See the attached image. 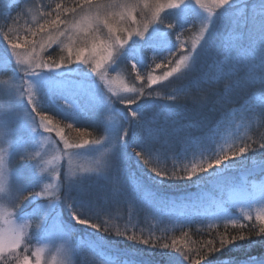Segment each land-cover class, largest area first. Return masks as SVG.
Instances as JSON below:
<instances>
[{
  "label": "rangeland",
  "instance_id": "rangeland-1",
  "mask_svg": "<svg viewBox=\"0 0 264 264\" xmlns=\"http://www.w3.org/2000/svg\"><path fill=\"white\" fill-rule=\"evenodd\" d=\"M80 1L20 0L12 5L10 0H0V236L6 242L19 240L12 251L5 247L3 255L9 264H23L25 256L30 264H37V258L39 264H156L149 255L137 252L148 250V246L120 243L112 234L119 230L126 234L120 236L124 239L147 223L148 228L152 224L161 231L165 227L166 232L190 225L224 229L227 223L230 234L237 235L240 229L231 223L254 225L240 220L264 209V196L257 195L261 206L253 208L238 179L250 168L264 166V149L259 148L264 131L258 137L261 142L255 140L256 151L251 147L245 155L187 179L179 187L152 169L181 173L185 167L206 163L223 151L244 144L253 146L252 133L263 127L264 121V73L250 72V67L261 62L264 17L257 16L253 24L252 15L254 9L264 8V0H235L223 8L212 0H201L202 7L195 0H183L175 9L168 5L180 0H117L127 6L113 9L126 14L124 20L113 21L119 31L110 34L102 25L94 31L98 43L112 45L107 49L111 57L102 62L99 71H93L99 54L94 56L90 51L91 36H77L71 42L66 36L59 37L41 49V37L56 35L57 29L45 28L35 36L28 32L56 19L57 11L59 30L70 29L85 15L95 13ZM158 5L162 7L157 13ZM74 7L78 14L71 11ZM241 9L243 14L238 16ZM45 10L50 15H42ZM217 16L229 35L223 50L215 44V52H209L204 49L205 38L210 39ZM162 22L176 27L175 37L165 32ZM188 31L191 34L185 36ZM6 32L13 40L18 35L23 41L27 35L28 43H22L14 53L4 38ZM33 43L37 45L35 52ZM69 46L73 50L84 48L87 62L74 58L69 63L52 62L46 57L52 48L67 51L64 55L68 57ZM230 50L240 63L238 77L226 79L223 73L231 64L226 61ZM17 55L28 57L29 64L31 57H38L50 67L25 76L24 67L29 65L18 64ZM185 56L190 58L183 60ZM182 60L181 73L149 84V76L162 77ZM58 63L64 65L55 67ZM157 64L162 66L157 68ZM196 71L195 81L187 82L192 88L173 90L182 83L180 79L191 78ZM99 72L104 73L103 78ZM5 81H11L14 88L10 90ZM125 87L138 92H124ZM170 96L176 100H169ZM126 100L135 103L126 105ZM33 106L48 117L53 131L39 127ZM131 113H136V118ZM61 122L76 130L70 137L63 131L64 139L81 147L64 148L55 133ZM151 130L159 131L158 138L149 134ZM136 153L143 154L149 164ZM247 159H252L251 163ZM114 182H118V190H114ZM154 188H159V193ZM229 189L246 195L237 202L229 197ZM213 192L221 197L219 201ZM171 193L180 198L176 205L166 203ZM76 216L110 228L112 233L78 224ZM186 243L179 242L189 248L190 243ZM166 264L187 262L175 253Z\"/></svg>",
  "mask_w": 264,
  "mask_h": 264
},
{
  "label": "snow or ice",
  "instance_id": "snow-or-ice-1",
  "mask_svg": "<svg viewBox=\"0 0 264 264\" xmlns=\"http://www.w3.org/2000/svg\"><path fill=\"white\" fill-rule=\"evenodd\" d=\"M182 2H183V0H180V3H170L168 6L170 8L175 9V8H178ZM195 2H196V4L201 5V7L203 6L201 3V0H195ZM212 2L215 5L223 8L227 5H230L231 3H234L235 0H212ZM85 4L88 6L89 12H91V10L94 8L95 13L90 14V15H85L83 17V19H81L79 22L74 23L73 27L70 29L59 30L60 12L57 11L56 19L51 20V21H47L46 24L40 25V27L38 29H36L34 32L31 29H29L28 32H30L33 36H35L37 32L44 31L45 28L55 27L57 29L56 35H52L51 33H49L46 38L41 37V40L39 41V47L41 49H43L46 46V44L55 43L59 39V37L66 36L68 41L71 42L77 36L82 35L84 37V39H87L89 36H91L93 42H92V46H91L90 51L92 54H94V56L96 54H99V59L94 60L95 67H94L93 71H99L101 68L102 62L105 61L106 59H108L109 57H111V52H107V49L111 48L112 45L103 44V42L98 43L97 42L98 37L94 35V31L98 30L99 27L102 25L104 28H107V30L110 34H114V33L118 32L119 29L115 28L113 26V21L115 20L118 23L119 21L124 20L126 14L124 11L114 12L113 9H119L121 7H127V6L126 5L125 6L120 5L119 3H117V0H111L110 3H106V4L94 3V0H85ZM78 7L80 8L81 11H83V6L78 5ZM160 7H162V6H160V5L157 6V13L159 12ZM56 8H57V10L61 9V5L58 4L56 6ZM71 11L74 14H78L76 7H74ZM243 11L244 10L241 9L240 12L237 13V15L238 16L242 15ZM41 14L44 16L50 15V13H48L46 10L42 11ZM127 16H129V17L132 16V12L130 9L127 12ZM257 16L264 17V8H260L258 10L254 9L253 15H252L253 24H255ZM13 22L15 23L16 21H13ZM261 27H262V29H264V24H262ZM203 30H206V29H202V31ZM9 31H11V29H9ZM4 38L6 40H8L10 47L14 53L16 52L17 49H19L22 46V43H24V44L28 43L27 35H25L23 41H21V38L18 35H17L16 39L13 40L12 37L6 32V33H4ZM120 39H121L120 36L117 35L116 41L120 42ZM102 45H103V47H102ZM36 46L37 45L35 43H33L31 45L33 52H35ZM261 49L264 50V44H262ZM195 50H196V44L194 43L192 45V50H191L192 53H194ZM105 52H107V55L104 54ZM84 53H85L84 48H79V49L73 50V48L71 46H69L68 47V57L66 58L64 63L71 62L73 60V58L77 62H87L84 60ZM189 58H190L189 56H185L183 58V60H187ZM183 60L181 62L175 63V66L172 67L171 70L165 71L162 77L149 76L148 77L149 84H155L158 80H161V79L167 80L169 77L173 76V73H181V64L183 63ZM16 61L20 65H26V64L29 65V66L24 67V75L25 76L30 75L37 70L50 67V65L47 62H42L38 57H35V56L30 58V64H29V58L28 57H25L22 59L19 55H17ZM226 61H231V64L228 65V71L226 73H223V77L226 79L231 78L232 76L238 77V65L240 63V60H239V57L237 56V54L233 55L231 50H230L228 56L226 57ZM64 63L55 64V67H62L64 65ZM161 66L162 65H160V64L156 65L157 68H159ZM186 67H187V65H185V68ZM133 70H135V69L133 68ZM255 71H259V72L264 73V51H262L261 62L259 64V66L257 67V65L253 64L250 67V72H255ZM99 74H100L101 78H103L104 73L99 72ZM137 79H141V77L137 76ZM261 80H264V79H261ZM25 82L27 83V81H25ZM4 83H5V85L8 86V88L10 90L12 88H14L11 86L12 85L11 81L10 82L5 81ZM28 86H29V90H31L32 85L30 83H28ZM124 92L137 93L138 90H137V88H134V87L133 88L125 87ZM168 99L175 101L176 97L170 96V97H168ZM28 102H29V104L33 103L31 95L28 96ZM123 102L126 105H131L132 103H135L134 100H126ZM32 112L35 114V116L39 117V121H40L39 127H42L45 132L53 131V127H50L51 121L48 119V117H46L45 115H42L41 112L38 111L34 106L32 108ZM131 115L133 116V118H136V113H131ZM33 122L35 123V121H33ZM69 127H71V125H69ZM55 133L57 136H59L63 140L65 149L79 148L82 146L78 143L77 144L69 143L68 140L64 139L63 129H61V128L56 127ZM153 133H155V134L153 135ZM149 134L153 135V138L155 139V138H158L159 131L158 130H151ZM84 143L87 144L88 141H84ZM251 147H252L251 145L244 144V145H241L240 147L236 148L235 150H230L228 152L223 151L215 159L208 160L206 163L193 164L190 167H185L182 170L183 174H180L178 171H173L169 174L166 171L156 169V168H153L152 170L154 171V173L157 176H161V177L168 178V179H192L193 177L197 176L198 174L206 173L213 168L220 167L221 165L225 164L229 160L237 159V158L245 155L246 152ZM259 148L264 149V142L259 144ZM136 155L146 165L149 164V161L144 157L143 154L136 153ZM69 176H71V174H69ZM117 184H118V182H114V190H118ZM258 192H259V194L264 195V185L258 186ZM237 194H239V195H237ZM228 195L233 200H239V199L244 198L246 194L241 192L240 190H237V189H229ZM26 198L27 197H24V199H26ZM74 219L76 220V222L78 224H87L91 227H94L96 230L103 231L105 233H110V234L112 233V230L110 228H107V227L102 228L101 224L93 223L91 221L81 219L79 216L74 217ZM244 220L245 221H252L253 217L249 214H245ZM255 222H258V223H255L253 228L249 229V231L255 235L264 236V209L257 212L256 217H255ZM105 223H107V221H105ZM231 225L233 226V228L239 227L240 233H238L237 235H231L230 233H228L227 223H226L225 232L219 234L218 238L214 236L213 238L202 242L203 246L197 249L196 254H195V259H193V253L191 251L187 250V246L180 245L179 241H177L175 238H172L170 243H168V242L159 243L158 242L159 238L154 239L152 236L142 237V236H137L135 234L128 235L126 238L131 240V241H134V242L143 244L145 246H148V247L166 249L169 251L174 250L175 252L183 255L184 258L188 261V264H205V261H207L211 256H213L219 252H222L227 247L231 246L232 244L236 243L237 241H242V240H246V239L251 238V236H245L243 234L244 229L248 228V225L239 224L238 222L231 223ZM115 235L125 236V233L120 232L119 230H116ZM184 235L187 236V233H185ZM18 245H19V240L17 238H11L6 242L3 238V236H0V264H9L8 258L3 255L5 247H7L9 251H12L13 249L17 248ZM23 264H30L29 258L27 256H25L23 258ZM37 264H39V258H37Z\"/></svg>",
  "mask_w": 264,
  "mask_h": 264
},
{
  "label": "trees",
  "instance_id": "trees-1",
  "mask_svg": "<svg viewBox=\"0 0 264 264\" xmlns=\"http://www.w3.org/2000/svg\"><path fill=\"white\" fill-rule=\"evenodd\" d=\"M79 1V0H77ZM83 2H85V0H81ZM80 1V2H81ZM77 3V2H76ZM218 20H219V16ZM220 20L219 21H215L213 22L210 30L212 28H214V31L209 38H205V47L204 49L206 51H214L215 44L219 45V48L221 50H223V47L225 46V39L227 38V36L229 35L228 31L226 32V29H223L220 27ZM162 27L163 29H165V32H168L170 34H172L174 36L176 27H172L170 26V24H167L166 22H162ZM191 34V31H188L187 33L185 32V36ZM175 37V36H174ZM172 42L174 40V38L171 37L170 39ZM220 40H224L223 41V45H221L219 43ZM226 47V46H225ZM64 52L67 53V51H62L59 50L58 48H52L50 51H48L46 57L52 61V62H58V61H64L66 60L67 56L64 55ZM202 49H200V53L202 54ZM197 77V71L195 73V75H193L191 78H182L180 79L182 81V83H178L177 86H175L173 88V90H177L179 89H187V88H192L193 84L188 85L187 82H189L188 80H194V78ZM227 88L229 87V83L226 84ZM194 92V91H193ZM234 105H239L238 103L234 104ZM211 107H213V105H211ZM211 107L208 109L210 112L211 111ZM213 113V112H212ZM62 127L61 129H63L64 134H66L67 136H73L75 133V129L72 127H69L68 123L64 122L62 123ZM263 125V127H261L259 130L256 129V131L254 133H252V137H254V142H253V146L252 149H255V151L258 149L257 145H256V139H258L259 134L264 131V121L261 123ZM264 138V136H263ZM259 140V139H258ZM260 141V140H259ZM261 142V141H260ZM264 142V141H262ZM264 151V150H262ZM262 158H264V155H261ZM252 160V159H247V161ZM246 161V162H247ZM248 163H251L250 161ZM183 170V169H182ZM169 173V171H168ZM180 173V171H179ZM183 172H181L180 174H182ZM170 174V173H169ZM168 179V178H167ZM185 180L187 179H170L169 183H174V185H176L177 187L180 186V184H182ZM171 186V185H170ZM186 189V188H184ZM102 214V212H101ZM251 225V224H250ZM254 225L252 226H248L250 228H246L243 231V234L245 236H251V238L246 239V240H242V241H237L236 243L232 244L231 246L227 247L225 250H223L222 252H219L213 256H211L207 262V264H215V263H219L225 260H229L230 261H238V260H244L246 258H253V257H257V256H261L262 253H264V236H259V235H255L252 232L249 231V229L253 228ZM146 227V228H144ZM141 228H136L134 230H132V232L129 233V235H137V236H142V237H150L152 236L154 239L155 238H159L158 242L159 243H164V242H168L170 243L172 238H175L177 241H187L186 245L190 243L189 248H187V250L191 251L193 253V259H195V254L198 248L203 246L204 241L213 238L214 236L218 238V235L221 233L225 232V228H202V227H198L196 225H190V226H185V227H181V228H175L171 231L166 232L165 227L162 229V231L158 228H155V226H153L152 224L150 225V227L148 228V223ZM103 228V227H102ZM143 228V229H142ZM228 233H231L229 230H227ZM187 233V236H185L184 234ZM116 240H118V242H125L126 244H132V243H137L134 241H131L129 239H127L126 237L120 238V236H117L115 234H112ZM111 238H114V237ZM126 236V234H125ZM120 242V243H121ZM125 248V247H124ZM147 249H139L137 250L138 253L140 254H144L149 255V258H151L156 264H166L168 262H171V258L175 255L174 250L169 251L166 249H160V248H153V247H148V252H146ZM148 257V256H147ZM146 258V257H145ZM187 264L188 261L186 260Z\"/></svg>",
  "mask_w": 264,
  "mask_h": 264
},
{
  "label": "bare ground",
  "instance_id": "bare-ground-1",
  "mask_svg": "<svg viewBox=\"0 0 264 264\" xmlns=\"http://www.w3.org/2000/svg\"><path fill=\"white\" fill-rule=\"evenodd\" d=\"M224 40H220L219 43L223 45ZM224 46V45H223ZM225 47V46H224ZM242 179H238L239 185L243 188L244 192L249 194V201L251 204H254L253 208H257L260 203H257V195H261L258 192V186L264 185V166H259L255 170L251 171L250 173H245L242 176ZM256 196V197H255ZM264 196V195H262ZM237 202L242 201V199L236 200ZM256 205V206H255ZM261 206V205H260ZM256 215H253L252 221H245L244 218H241V222H248L249 223H258L255 222ZM252 225V224H251ZM264 264V253L261 256L253 257V258H246L244 260H236L231 261L229 264Z\"/></svg>",
  "mask_w": 264,
  "mask_h": 264
}]
</instances>
